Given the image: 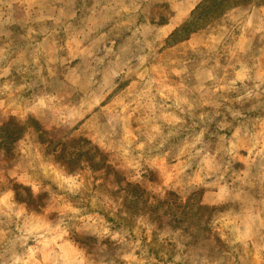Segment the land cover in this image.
I'll return each instance as SVG.
<instances>
[{
	"label": "rangeland",
	"instance_id": "rangeland-1",
	"mask_svg": "<svg viewBox=\"0 0 264 264\" xmlns=\"http://www.w3.org/2000/svg\"><path fill=\"white\" fill-rule=\"evenodd\" d=\"M0 0V264H264V0Z\"/></svg>",
	"mask_w": 264,
	"mask_h": 264
},
{
	"label": "trees",
	"instance_id": "trees-1",
	"mask_svg": "<svg viewBox=\"0 0 264 264\" xmlns=\"http://www.w3.org/2000/svg\"><path fill=\"white\" fill-rule=\"evenodd\" d=\"M233 0H204L200 5H198L195 10L192 12V18L189 21H186L183 26H181L179 29H177L172 37H175V35L182 34L189 30L190 27L195 25L196 23H200L201 19L203 18V15L205 12L208 11L211 7H214L216 9L225 6L227 3L231 2Z\"/></svg>",
	"mask_w": 264,
	"mask_h": 264
}]
</instances>
